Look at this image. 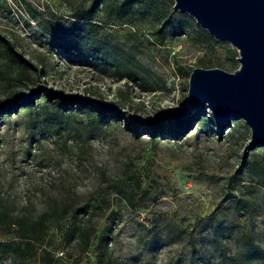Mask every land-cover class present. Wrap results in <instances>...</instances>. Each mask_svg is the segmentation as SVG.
<instances>
[{
  "label": "rangeland",
  "instance_id": "obj_1",
  "mask_svg": "<svg viewBox=\"0 0 264 264\" xmlns=\"http://www.w3.org/2000/svg\"><path fill=\"white\" fill-rule=\"evenodd\" d=\"M89 3L0 0V37L31 66L21 71L0 48V103L41 92L32 107L0 117V205L37 218L54 201L96 203L86 253L49 230L47 251L66 263L96 264V238L112 229V264H264V175L248 167L264 168V147L247 149L244 120L229 118L219 135L205 106H186L191 71L234 73L237 50L173 10L174 0H105L91 24H76ZM44 92L124 120L65 109ZM172 115L191 119L180 137L145 133ZM14 239L0 230V243ZM43 248L24 261L0 250V264H44Z\"/></svg>",
  "mask_w": 264,
  "mask_h": 264
},
{
  "label": "water",
  "instance_id": "obj_2",
  "mask_svg": "<svg viewBox=\"0 0 264 264\" xmlns=\"http://www.w3.org/2000/svg\"><path fill=\"white\" fill-rule=\"evenodd\" d=\"M173 10L190 15L213 38L237 50L234 73L195 68L186 106L206 107L213 118L244 120L251 131L248 150L264 147V0H174Z\"/></svg>",
  "mask_w": 264,
  "mask_h": 264
},
{
  "label": "trees",
  "instance_id": "obj_3",
  "mask_svg": "<svg viewBox=\"0 0 264 264\" xmlns=\"http://www.w3.org/2000/svg\"><path fill=\"white\" fill-rule=\"evenodd\" d=\"M105 0H90V3L80 8L74 15L75 23L91 24L101 5ZM129 4L134 5L139 0H128ZM60 34L66 35L70 30L55 26ZM157 31H160L157 30ZM203 36L208 39L206 33L202 32ZM206 34V35H204ZM0 48H3L6 59L18 67L21 71L27 72L31 66L22 58L15 50L13 45L5 38L0 37ZM39 89L30 90L29 94L18 92L12 97L4 99L0 103V117L14 114L22 109L30 108L35 104V101L41 96ZM45 99L51 101L58 99L61 106L65 109H73L76 107L79 111H94L101 120H124L120 118V114L109 110L108 108H96L89 102H78L75 99L52 94L50 92L43 93ZM205 108L199 111L203 112ZM198 113V114H199ZM236 116H232L234 118ZM216 122L217 133L220 135L226 122L211 117ZM191 119H185L181 115H172L163 118L161 121L150 124L147 127L146 134L154 137L158 135H170L173 138L180 137L182 132L189 126ZM129 127V126H127ZM247 164V161H243ZM251 171H257L264 175V168L256 163H248ZM240 170H237L238 173ZM139 188V185H137ZM102 209L96 203H86L81 207H75L71 202L60 200L54 201L45 211L37 218L18 217L9 214L4 207L0 205V230H4L8 234L15 233V239L0 243V250L10 253L13 257L26 260L36 254L38 249H42V262L44 264H79L78 260L72 259L66 263L62 258H55L47 251L45 247L48 232L51 228H55L62 232V237L67 246L76 243L75 247L79 254L86 253L95 237V230L91 225L92 217ZM86 217V218H84ZM113 230H104L97 238L95 249L97 250L96 264H112V259L109 257V245L113 241ZM256 253H260L258 250ZM248 250L245 253V258L248 257ZM240 260L231 259L229 264H239Z\"/></svg>",
  "mask_w": 264,
  "mask_h": 264
},
{
  "label": "built area",
  "instance_id": "obj_4",
  "mask_svg": "<svg viewBox=\"0 0 264 264\" xmlns=\"http://www.w3.org/2000/svg\"><path fill=\"white\" fill-rule=\"evenodd\" d=\"M62 255V253H60V256Z\"/></svg>",
  "mask_w": 264,
  "mask_h": 264
}]
</instances>
